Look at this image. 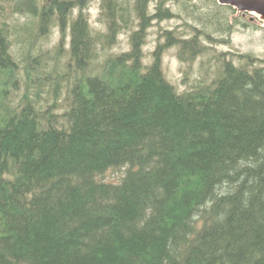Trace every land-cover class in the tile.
I'll return each mask as SVG.
<instances>
[{
    "label": "trees",
    "instance_id": "16d2710c",
    "mask_svg": "<svg viewBox=\"0 0 264 264\" xmlns=\"http://www.w3.org/2000/svg\"><path fill=\"white\" fill-rule=\"evenodd\" d=\"M89 1L0 0V264H264V58L221 57L183 92L161 64L168 47L191 63L208 50L199 36L223 42L234 8L174 0L185 16L146 64L151 21L178 14L99 0L93 31ZM130 28L129 49L103 53Z\"/></svg>",
    "mask_w": 264,
    "mask_h": 264
},
{
    "label": "rangeland",
    "instance_id": "374dc122",
    "mask_svg": "<svg viewBox=\"0 0 264 264\" xmlns=\"http://www.w3.org/2000/svg\"><path fill=\"white\" fill-rule=\"evenodd\" d=\"M156 0L150 2L151 9L154 7ZM216 2V0H215ZM193 3V2H192ZM191 3V4H192ZM217 3V2H216ZM200 6L205 5V0L199 2ZM164 5L168 6L174 14H178L176 17H171L169 20L154 19L151 21V25L147 29V36L142 46L143 61L148 64L152 60V51L157 44L158 34L163 29H170L182 22L181 17L185 16V12L181 9V6H177V2L174 0H165ZM206 6V5H205ZM190 7V6H189ZM205 9V8H203ZM190 13V8H189ZM87 14L89 19L90 27L93 31L103 30V24L99 18V0H90L87 8ZM15 20L19 23H23L28 20L26 15L16 13L14 15ZM237 19V22L233 26L231 34L228 36H220L219 33H215V36L219 39H223L220 43H211L204 39L203 36H199L203 40L204 44L208 46V50L195 57L191 63L182 62L177 56V46L166 48L162 52L161 64L164 75L166 78L174 84L178 92L187 91L193 89V87L200 83L201 80L205 82H211L217 75L222 65L221 57L231 59L232 62L237 65L244 62L243 59L237 57V54H251L259 58H264V25L259 21L253 13L245 12L239 13L238 15H232ZM231 17V18H232ZM231 20V19H230ZM195 22V21H192ZM196 23V22H195ZM197 26H199L196 23ZM179 28L178 30H181ZM132 29H126L121 31L117 35V41L114 45L107 47L103 53L116 54L121 51H125L130 48L129 36ZM189 35V32L185 34ZM22 36L19 35L12 43V48H23L26 43L21 40ZM47 40H43L42 46H40L43 52V58L47 61L46 67H50L52 59L55 57L54 46L60 38V33L57 27H53L49 35L46 37ZM163 37L160 41L163 42ZM41 44V43H40ZM64 52L60 55L61 61L65 60V50H67V43L64 44ZM36 46H39L38 43ZM103 56V55H101ZM255 65V64H254ZM71 80H74L73 72ZM65 96V92L61 94ZM62 104H65L64 100ZM123 170L121 169H110L102 176L105 180L117 181Z\"/></svg>",
    "mask_w": 264,
    "mask_h": 264
},
{
    "label": "water",
    "instance_id": "95a60500",
    "mask_svg": "<svg viewBox=\"0 0 264 264\" xmlns=\"http://www.w3.org/2000/svg\"><path fill=\"white\" fill-rule=\"evenodd\" d=\"M217 4L230 6L235 9V14L250 12L264 25V0H216Z\"/></svg>",
    "mask_w": 264,
    "mask_h": 264
},
{
    "label": "bare ground",
    "instance_id": "6f19581e",
    "mask_svg": "<svg viewBox=\"0 0 264 264\" xmlns=\"http://www.w3.org/2000/svg\"><path fill=\"white\" fill-rule=\"evenodd\" d=\"M145 2V1H144ZM136 4V3H135ZM127 6V5H126ZM117 10V9H116ZM127 12V11H126ZM138 26V25H137ZM67 102V101H66ZM53 104H54V102H53ZM66 107V106H65ZM62 109V108H61Z\"/></svg>",
    "mask_w": 264,
    "mask_h": 264
}]
</instances>
